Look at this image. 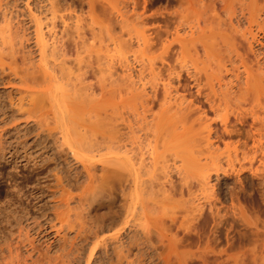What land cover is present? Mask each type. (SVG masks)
<instances>
[{"label":"bare ground","instance_id":"bare-ground-1","mask_svg":"<svg viewBox=\"0 0 264 264\" xmlns=\"http://www.w3.org/2000/svg\"><path fill=\"white\" fill-rule=\"evenodd\" d=\"M111 1L1 53L81 169L0 171V264H264V0Z\"/></svg>","mask_w":264,"mask_h":264},{"label":"rangeland","instance_id":"rangeland-1","mask_svg":"<svg viewBox=\"0 0 264 264\" xmlns=\"http://www.w3.org/2000/svg\"><path fill=\"white\" fill-rule=\"evenodd\" d=\"M51 1L0 0V29L5 30V32L0 33V56L1 53H6L8 51L6 47L9 46V41L13 39L18 42V45L23 44L24 50L29 51L35 59L38 58V50L35 45L36 17L42 18L46 30L53 26V31L59 36L61 35L60 30L63 26V21H61L62 18L60 16L62 14L65 16V13H67L66 16H68L69 19L68 17H64V19L67 18V22H69L70 19L74 21L71 16L81 11L80 14L87 17L89 31L90 28H92L96 36L105 33L104 30H100L98 23L104 19L106 15L103 5L109 8L111 5L110 2H112L111 0H57L68 9L64 7V9L61 8L59 10L60 12L57 11L58 15L55 14L56 12H53V7H51L53 4L51 5ZM54 1L57 3L56 0ZM131 1L132 3H137V7L138 4H140L138 11L139 9L140 11H144V7L145 9L147 8L149 12H152L153 9L155 11L160 7H169L168 0H130V2ZM67 4L71 5L70 8H68ZM151 7L154 8L152 9ZM68 12L70 14H68ZM34 14L37 15L35 18ZM11 31L16 32V35H10ZM24 87H26V85L22 81L10 79L7 72H3L2 69H0V171L6 176L8 173L14 172V169L11 171L12 169L10 168L17 166L21 169L22 174L24 173L26 175V180L23 181L21 186L24 190H29L32 189L30 185L33 184L32 187H34V184L37 183L38 175L36 173L44 175L41 181H48L51 173L61 169L73 176L74 173L80 171L81 166L79 163H75L74 160H71L70 157L71 164L69 161V164H67L66 161L65 163L63 159L66 155L63 156V152L61 151L63 140H56L46 131L45 122L42 123L43 125L35 124L32 114L27 112L25 107L19 108V106L15 104V100L19 97V90ZM34 162L39 165L33 172H30V170H32L31 166L23 167L26 163L31 165L34 164ZM58 162L60 163L58 164ZM36 175L37 177H35ZM5 188L6 186L1 183L0 198L3 197L2 200L10 197V194H12L10 189L7 190V188ZM34 191L37 196L50 197L52 195V190L48 187L44 189L40 188V190L35 189ZM76 191H78V189H71L72 193Z\"/></svg>","mask_w":264,"mask_h":264}]
</instances>
